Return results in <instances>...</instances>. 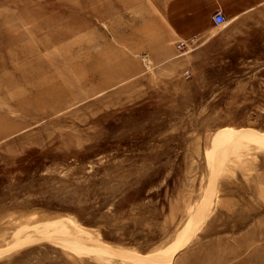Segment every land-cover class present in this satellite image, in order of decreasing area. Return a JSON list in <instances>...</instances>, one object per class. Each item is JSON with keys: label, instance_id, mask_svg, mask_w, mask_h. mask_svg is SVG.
I'll use <instances>...</instances> for the list:
<instances>
[{"label": "rangeland", "instance_id": "374dc122", "mask_svg": "<svg viewBox=\"0 0 264 264\" xmlns=\"http://www.w3.org/2000/svg\"><path fill=\"white\" fill-rule=\"evenodd\" d=\"M152 16L0 0V264H264V5Z\"/></svg>", "mask_w": 264, "mask_h": 264}, {"label": "crops", "instance_id": "0c3cea01", "mask_svg": "<svg viewBox=\"0 0 264 264\" xmlns=\"http://www.w3.org/2000/svg\"><path fill=\"white\" fill-rule=\"evenodd\" d=\"M153 15L161 22L156 27L168 30L173 38L185 39L205 34L210 29L211 14L220 8L226 22L264 5V0H146Z\"/></svg>", "mask_w": 264, "mask_h": 264}, {"label": "built area", "instance_id": "2783aa9c", "mask_svg": "<svg viewBox=\"0 0 264 264\" xmlns=\"http://www.w3.org/2000/svg\"><path fill=\"white\" fill-rule=\"evenodd\" d=\"M226 21V16L223 11L218 8L211 14V22L213 25H221Z\"/></svg>", "mask_w": 264, "mask_h": 264}]
</instances>
